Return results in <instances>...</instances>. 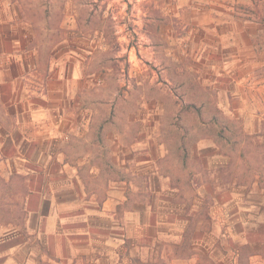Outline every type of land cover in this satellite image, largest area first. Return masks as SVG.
I'll use <instances>...</instances> for the list:
<instances>
[{"label": "crops", "instance_id": "1", "mask_svg": "<svg viewBox=\"0 0 264 264\" xmlns=\"http://www.w3.org/2000/svg\"><path fill=\"white\" fill-rule=\"evenodd\" d=\"M22 4L0 0V185H7L0 187V198L7 189L22 206L15 211L22 219L0 223V264H138L144 251L158 250L161 243H186L185 236L192 250L200 249L189 263L204 257L221 264L210 258L218 256L225 224L230 237L241 234L238 228L259 227L264 224L261 203L240 192L229 198L215 192L209 215L214 223L206 218L211 232L199 227L188 238L193 209L179 201V189L171 184L176 179L159 170L164 145L137 160L146 143L138 139L127 145L122 133L113 132L107 134L106 148L117 160L108 163L93 154L95 88L104 80L86 63L96 49L92 37L78 38L77 47L75 36L67 38L54 48L48 64ZM254 8L251 0H193L181 17L189 36L168 35L166 56L209 91L201 104L215 103L230 118L256 121L264 116L250 109L264 89L256 79L264 69L258 41L264 23L247 19L245 9ZM178 44L180 50L174 48ZM159 70L173 73L169 66L158 68L157 79L149 76L151 86H159ZM136 74L127 72L128 81L134 78V85H142ZM158 114L137 116L136 121L147 118L152 124L143 139L156 135ZM76 126H82L81 133L73 130ZM214 150L217 143L203 139L196 152L206 157ZM184 261L173 257L168 262Z\"/></svg>", "mask_w": 264, "mask_h": 264}, {"label": "rangeland", "instance_id": "2", "mask_svg": "<svg viewBox=\"0 0 264 264\" xmlns=\"http://www.w3.org/2000/svg\"><path fill=\"white\" fill-rule=\"evenodd\" d=\"M27 1L40 7L42 17H45L47 6L50 5L52 13H55L65 3L60 36L49 39V34L55 32L49 33L45 29H41L43 35H39L41 48L47 54L45 62L48 64L51 45L57 46L71 36H75L76 47L81 43L77 39L82 36L90 35L93 39L92 45L96 49L86 63L104 80L95 88L97 104L95 122L91 125L93 154L98 160L108 163H113L115 158L117 160L106 148L110 144L107 134L113 132L123 134L124 144H135L138 139L146 143L147 149L137 154V160H146L155 155V149H159L157 144L164 145L165 156L157 162L159 170L172 180L176 179L171 184L179 189V201L190 210L193 209L192 231H188V238L199 231L196 230L199 227L211 232L209 225L214 221L209 215L215 207V192L224 193L226 198L232 192H240L244 199L253 198L260 202V210L264 214V116L256 121L248 118L234 119L219 110L215 103L201 104L200 101L209 91L201 88L191 74L182 70L178 62L166 56L169 50L168 35L183 39L189 36L181 17L193 0ZM254 9L264 17V0H256ZM81 15L85 17L82 22ZM39 26L45 28V21H41ZM105 29L109 32V40L102 32ZM258 41L263 49L264 33ZM174 48L181 49L179 44ZM168 66L173 69V73L159 70L160 84L151 86L149 76L154 75L157 79L155 70ZM127 72L133 77L137 73L136 77L144 80L142 85H134V78L128 81ZM167 78L172 80L171 84L166 82ZM256 79L264 83V69L256 73ZM257 93L262 96L256 103L250 104V109L264 113V89ZM183 100L195 103L184 104ZM152 111L159 113L158 119L157 115L154 116L156 135L143 139L152 124L147 118L143 121L136 119L140 114L148 117ZM251 126L257 132L251 130ZM203 139L217 143L218 151L200 157L196 151ZM148 143H152V147ZM205 181L206 191L203 187ZM171 184L166 183L164 186L170 187ZM0 187L6 188L7 185ZM4 191L3 198H0V223L7 224L18 217L22 219L21 215H15L16 209L22 207L21 202L7 189ZM201 195H204L203 199ZM208 217L211 220L209 225L206 222ZM201 221L206 224L201 226ZM228 228L225 224V233L221 236L223 243L218 244V256L210 258V261L217 258L221 264H264V224L259 227L247 226L245 232L238 228L241 234L235 237H230ZM187 241L185 236L186 243H161L158 250L148 253L144 251L138 264H171L168 261L173 257L185 259L180 264H192L188 261L192 256H200V249L192 250V243ZM230 257H233V262ZM200 260L193 264H217L207 263L209 259L204 257Z\"/></svg>", "mask_w": 264, "mask_h": 264}, {"label": "trees", "instance_id": "3", "mask_svg": "<svg viewBox=\"0 0 264 264\" xmlns=\"http://www.w3.org/2000/svg\"><path fill=\"white\" fill-rule=\"evenodd\" d=\"M251 1H253V3L256 5V0H251ZM22 5H23L24 17L31 22V24L33 25L34 30L37 32V34L43 35V33L41 32V29H45L49 33L53 32V31L55 32V33L49 34V37H50L49 39H51L52 37L57 38L60 36V33H62V31H63L61 24L64 20L63 11L65 8V3L61 4L60 9H59L60 13L59 12L52 13L51 6L50 5L47 6V9L45 10V17H42L41 13L39 12L40 7H37L31 1L23 0ZM245 11L248 14V16H247L248 20L259 22V23H264V17H263V15L260 14V11L256 12L255 10H252V9H245ZM81 16H82L81 17L82 18L81 22H82L85 19V17L83 15H81ZM53 17H55V20ZM41 21H45V24H46L45 28H41L39 26V23ZM88 23H89V21H88ZM102 32H103V34H105V38L107 40H109L108 39V36H109L108 30L105 29ZM55 46H56V44L51 45L49 50L53 51Z\"/></svg>", "mask_w": 264, "mask_h": 264}, {"label": "built area", "instance_id": "4", "mask_svg": "<svg viewBox=\"0 0 264 264\" xmlns=\"http://www.w3.org/2000/svg\"><path fill=\"white\" fill-rule=\"evenodd\" d=\"M74 131L76 130L77 132L81 133L82 132V126H76L74 127L73 129ZM66 139L68 140L69 139V136L67 135Z\"/></svg>", "mask_w": 264, "mask_h": 264}]
</instances>
